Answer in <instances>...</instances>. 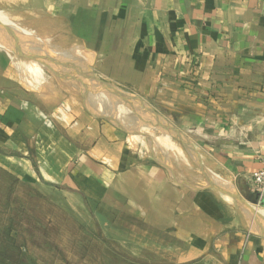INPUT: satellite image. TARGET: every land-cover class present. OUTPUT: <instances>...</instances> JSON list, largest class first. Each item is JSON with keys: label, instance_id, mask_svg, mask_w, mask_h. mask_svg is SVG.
I'll return each instance as SVG.
<instances>
[{"label": "crops", "instance_id": "obj_1", "mask_svg": "<svg viewBox=\"0 0 264 264\" xmlns=\"http://www.w3.org/2000/svg\"><path fill=\"white\" fill-rule=\"evenodd\" d=\"M9 1L24 3L11 17L26 18L27 32L86 51L92 99L133 98L170 129L163 137L140 128L160 126L85 109L79 91L51 83L48 65L0 48V182L17 180L85 224L100 209L134 218L126 235L175 241L185 259L264 264L252 178L264 167V0Z\"/></svg>", "mask_w": 264, "mask_h": 264}, {"label": "rangeland", "instance_id": "obj_2", "mask_svg": "<svg viewBox=\"0 0 264 264\" xmlns=\"http://www.w3.org/2000/svg\"><path fill=\"white\" fill-rule=\"evenodd\" d=\"M12 6H14V8L11 10V3L9 0H0L1 49H9L18 53L23 52L28 56L34 58L36 57L38 60L48 65L51 71V83L53 79L55 84V81L57 79L60 81L58 85L61 86L62 83H65V87L70 88V90L76 89L77 91H79V94L77 92L78 97L76 98V101L81 104L83 108L93 111L92 103H94L95 101L96 104L98 103L99 105H102L103 109L106 107L105 109L110 113L103 111V114L109 116L114 121L116 120L115 118H113V116L120 117V120L122 119L121 117L134 118L130 119V121L127 123H125L124 121H116L123 125H131L139 121L155 125L153 124V120L160 119L162 123L164 122V125L162 123H158L159 125L156 126H160L162 127V129L147 125H141L140 128L144 129V127L142 126H146L147 131L149 130L158 134L161 133L163 137L165 133L168 134L170 129L169 122L161 115L155 114L152 106L148 107L144 104L138 103L133 98H122L118 92L117 93L119 95L115 94L114 97L110 98L111 107L102 97L95 96L99 98V100H97L98 102L96 100H93L91 96L93 94L96 95V91L94 86H91L92 81L86 80L87 78L85 75V65L89 62V56L86 51L83 48L79 47V45H76V47H66L65 45H62L63 43L60 44L57 37L55 36L43 37L41 33L29 31L27 32L28 29H26L25 27L27 20L26 18L11 17V13L12 15H16V10L20 11L21 9H25L24 3L22 5L23 7H17V3L12 4ZM23 40L27 42L31 41L34 44H25L26 42ZM3 45H11L16 48H9ZM29 51L38 55L36 56ZM40 57H47L49 59L50 57H55V59H57L59 63L51 64L43 61V59H41ZM67 91H69V89ZM67 91L66 94L68 95ZM99 110L102 111L101 109ZM186 142L188 143V141ZM159 145L161 147V150H159L161 153H163V155H168L171 153V150L166 149L164 142L161 141ZM173 148L176 158L185 161V149H181L179 145H174ZM193 169L196 174H198L197 172H199L198 179H204V182L207 181L206 178L203 177L202 174H200V169L195 163L193 165ZM2 181L3 182H0V197L3 194L2 191H5L4 188L6 187V180L2 178ZM209 181L211 182V184H213L217 180L212 175H210ZM23 191L25 192V189H20L21 193ZM26 199L27 201H30V206L32 207V209H34L40 217L44 218V214L47 212V206L45 205V203L42 200L31 196H27ZM72 203L74 204L73 200ZM64 210L66 211L67 217L69 219L72 215L81 225H83V228L77 225L74 226L73 224H70L69 221H64L60 217H57V221L60 222L59 239L66 245V251L68 250L67 247L70 246L69 241L75 236L79 237L85 242L90 239L92 240V251L90 253L91 257L86 258L83 261L76 260L74 264H211L207 260L202 258L185 259L180 254L184 250L182 245L175 241L169 240L167 241V243H163L162 246L160 245L158 247H154L142 237L139 238L137 235H126L127 227L137 224L126 219V217L119 212L104 209L95 211L98 217L94 219L95 222L98 223L97 225H95V223H93L92 220H90V218L88 217L86 218L88 224L81 222L80 216V219L76 216L79 214L78 212L75 215L68 208ZM1 217H4L2 213H0V218ZM5 217L7 216L5 215ZM258 219H260V217ZM107 221H111L115 223V225H105L104 223ZM135 228L137 227L135 226ZM57 233L58 232H56V234ZM99 234L101 236L98 237L97 235ZM147 234L151 237H155L156 235L154 232L152 233L150 231H148ZM68 255L70 260L73 261L74 257H72L71 254ZM49 261H47V264H53ZM44 262L46 261L44 260ZM33 264L44 263L36 261V263ZM57 264L65 263L61 261Z\"/></svg>", "mask_w": 264, "mask_h": 264}, {"label": "trees", "instance_id": "obj_3", "mask_svg": "<svg viewBox=\"0 0 264 264\" xmlns=\"http://www.w3.org/2000/svg\"><path fill=\"white\" fill-rule=\"evenodd\" d=\"M6 181L7 188L0 197V213L4 215L0 218L1 262L33 264L40 261L47 264L50 260L49 262L53 264L61 261L65 264H74L76 260L83 261L91 257V239L85 242L75 236L69 241L70 246L67 247V251L66 245L59 239L60 222L57 221V217L83 228V225L72 215L69 219L64 209L59 208L37 190L29 189L17 180L6 179ZM20 189H25V192L21 193ZM27 196L35 197L45 203L47 212L44 218L32 209L30 201L26 199ZM126 219L136 222V219L131 217ZM68 254L74 257L73 261Z\"/></svg>", "mask_w": 264, "mask_h": 264}, {"label": "built area", "instance_id": "obj_4", "mask_svg": "<svg viewBox=\"0 0 264 264\" xmlns=\"http://www.w3.org/2000/svg\"><path fill=\"white\" fill-rule=\"evenodd\" d=\"M252 178L260 198L264 199V167L255 171Z\"/></svg>", "mask_w": 264, "mask_h": 264}, {"label": "bare ground", "instance_id": "obj_5", "mask_svg": "<svg viewBox=\"0 0 264 264\" xmlns=\"http://www.w3.org/2000/svg\"><path fill=\"white\" fill-rule=\"evenodd\" d=\"M1 31H2V30H1ZM16 40H17V39H16ZM23 41H25V40H23ZM25 42H26L25 44H34V43L31 42V41H30V42L25 41ZM34 47H35V46H34ZM54 50H55V49H54ZM61 57H62V56H61ZM64 59H65V58H64ZM80 62H81V61H80ZM93 100H95V99H93ZM97 100H99V98H96V101H97ZM97 102H98V101H97ZM92 104H93L92 107H93V108H96V110L100 111L99 109H101L102 111H100V112H103V111H104V112H107V110L105 109L106 107L104 108V109H105V110H104L103 107H102V105H99V104L97 103V104H98V106H97V104H96L95 101H94V103H92ZM107 113H108V112H107ZM112 115H113V114H112ZM113 118H115V120L118 121V122H119V121H120V122H121V121H124L125 123L129 122L130 119H134V118H132V117H128V118H127V117H124V118L121 117L122 119L120 120V117H117V116H116V117L113 116ZM135 118H136V117H135ZM150 121H151V120H150ZM150 123H151V122H150ZM158 123H162V121H161L160 119H155V120H153V124H155V125H159ZM163 123H164V122H163ZM163 123H162V124H163ZM162 124H161V125H162ZM163 125H164V124H163ZM165 127H166V126H165ZM168 128H169V127H168Z\"/></svg>", "mask_w": 264, "mask_h": 264}]
</instances>
